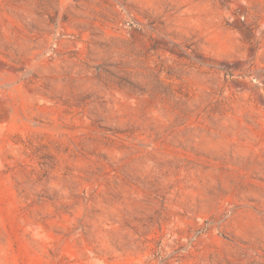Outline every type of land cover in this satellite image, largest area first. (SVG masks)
<instances>
[{
    "label": "rangeland",
    "instance_id": "374dc122",
    "mask_svg": "<svg viewBox=\"0 0 264 264\" xmlns=\"http://www.w3.org/2000/svg\"><path fill=\"white\" fill-rule=\"evenodd\" d=\"M0 264H264V0H0Z\"/></svg>",
    "mask_w": 264,
    "mask_h": 264
}]
</instances>
